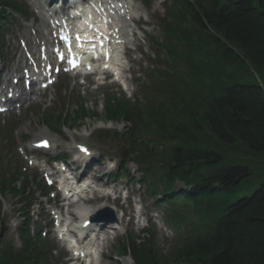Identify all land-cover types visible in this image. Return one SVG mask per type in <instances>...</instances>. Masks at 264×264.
<instances>
[{
	"label": "trees",
	"instance_id": "1",
	"mask_svg": "<svg viewBox=\"0 0 264 264\" xmlns=\"http://www.w3.org/2000/svg\"><path fill=\"white\" fill-rule=\"evenodd\" d=\"M13 2L0 0V16ZM181 4L169 30L184 45L177 58L183 64L144 103L108 102L102 114L130 124V137L140 141L130 155L144 166L147 191L163 194L188 234L166 256L146 238L118 252L134 264H264V175L255 176L248 196L235 198L252 174L226 163L222 149L243 144L264 153V0ZM88 116L98 114L81 108L71 120ZM176 181L184 188L174 190ZM26 227L15 250L0 218V264H49L44 242Z\"/></svg>",
	"mask_w": 264,
	"mask_h": 264
},
{
	"label": "rangeland",
	"instance_id": "2",
	"mask_svg": "<svg viewBox=\"0 0 264 264\" xmlns=\"http://www.w3.org/2000/svg\"><path fill=\"white\" fill-rule=\"evenodd\" d=\"M31 23L32 22L23 23L25 26H23V24H20L18 20H15L12 23L11 29H10V35H7V41L4 47L5 52L7 54H9L11 50L18 55V47H17L18 39L19 37H23V36H27L31 34L30 29L26 27V25H29ZM152 36L155 38H158L159 37L158 32L154 30ZM2 77L4 78V76ZM68 83L69 81H64L63 83H61L60 89H57V88L50 89L51 91H50L49 97L53 96L57 100L54 101L53 106H51L49 109L56 111V114H57L59 105H62L63 108H67L71 103H75L74 98L79 94L78 100L84 101V105L86 109H88L89 111H97V113L101 112L102 102H100V99H101L100 94L103 93L104 90L89 91V92L78 91V89H70L68 86ZM135 92H136V89H135ZM44 97H48V95H45ZM42 98L43 96L41 97V99ZM47 99L48 98L43 99L42 105L40 106L41 108H43ZM37 111H39V108H37V110L33 111L32 113L23 115V117L21 116L17 117L15 121L18 122L21 119L22 124L24 126H26L27 124H30L32 128L34 124H37L41 130L47 131V129L42 126L41 124L42 121L40 120L39 114L37 113ZM94 124L95 123H91V122L90 123L88 122V124L84 123V126L81 127L78 131H70L68 129H64L61 132L63 134L61 135V137L58 136L57 134H54V133L50 134L48 131L47 132L50 135H52L51 137H54V139H56V144L61 143L64 146V149L66 148V145H72L73 144L72 142L76 141L77 143H81V144L85 143L91 147L96 148V150H100V152H102L103 155L105 156L122 158V156H120V153L125 151V148L123 146L119 144H113L110 141L103 143L101 141H97L96 138L92 137L96 129L100 127V124H95V125ZM108 125H110L112 131L121 132L124 124L123 123H109ZM26 130L31 131L29 127H26ZM91 132H92V135L90 134ZM25 136L27 137V141H24ZM74 136L78 137L77 139H74L75 141L72 139L74 138ZM35 137L36 135L29 134V132H25L22 129L21 130L17 129V131L14 133L15 145L16 147L21 146L24 149V147L29 146V143ZM222 149H223V157L226 163L246 165L250 168L252 178L251 179L249 178L247 179L248 181L245 180V182H243L241 186L242 190L239 189V192L236 194L235 198L248 196L250 192L253 189H255L259 183V180L254 181L255 176L258 177V176L264 175V153L248 150L245 146H243V144L223 146ZM46 153L52 154L53 151H47V152L41 151L40 152V154L43 155L44 157L47 156ZM16 155H18V150L16 151ZM94 166L95 165H92V167ZM174 188L176 190L183 189V186L181 185V183L176 182L174 184ZM134 192L141 193V191H137V190H134ZM134 196L136 197L137 195L134 194ZM140 197H141L143 211H145L146 213H150L153 210V207H151V201L144 194H142ZM15 201L16 200L11 198V196L9 195L6 196L5 198H2V205L5 206V211L7 210L6 213H8L11 216V220L8 226L9 232H8L7 238L9 240H12V238H14L15 240L14 244L15 246L18 247L19 246L18 241L16 237H13L15 234L13 231V227L16 224L17 216L15 214H12L11 210H9V205L13 204ZM142 209L140 212H142ZM154 215L155 214H153V218L157 222H160V216H161L160 211L159 210L157 211V214L155 215V217ZM127 221L128 220L126 219V217L125 219L123 218L122 226L119 232V236L124 233L120 237L121 239L125 237L126 235H130V236L137 235L139 225H137V223L135 224L133 223V225H128ZM161 226L163 227L161 228ZM156 230H157V237L155 236V238L158 241L159 248L162 250H165L166 248L165 241L171 237L170 230L168 227H164V225H161V223L159 224V226L156 224ZM46 237L48 238L51 244H55L56 238L52 234H49ZM121 239L119 240L121 241ZM116 245H117V240H111L109 246L104 250L105 253L111 256V258L110 259L100 258L101 263L102 264H132V260L128 256L119 257V255L118 256L116 255L115 253ZM55 254L56 256H58L57 255L58 252H56ZM70 257H71V254L67 252V258L65 259L67 261L66 264H76L74 261L70 260Z\"/></svg>",
	"mask_w": 264,
	"mask_h": 264
},
{
	"label": "bare ground",
	"instance_id": "3",
	"mask_svg": "<svg viewBox=\"0 0 264 264\" xmlns=\"http://www.w3.org/2000/svg\"><path fill=\"white\" fill-rule=\"evenodd\" d=\"M128 4H129V6H132V12H136V8H135V6H133V5H131V3L130 2H128ZM36 8H39V6L37 7L36 6ZM40 18H39V22L37 23H33V24H31L30 25V28H33V27H35L36 29H35V36H33V37H27V39L28 40H33L34 41V43L32 44H30V48L29 49H27V47H26V45H24L23 46V51H26V52H28V53H32V50L35 48V47H37V46H35V40H36V38H38V40L40 39V36H43L44 34H42L43 33V31L44 30H46V33L48 34V31H47V29H46V24H45V17H46V15H47V11H45L44 9H42L41 11H40ZM123 23L121 22L120 23V27H118V26H115V27H117V28H119V32L120 33H123V31L121 30V28H122V25ZM133 33V32H132ZM123 35H120V37H122ZM134 36V35H133ZM121 72H125L126 71V68H124L123 66L121 67V70H120ZM40 91V90H39ZM35 93V92H34ZM41 134H43L44 136H45V134L42 132ZM43 138H45V137H43ZM37 141H39V139L37 138V139H35L34 140V142H37ZM51 142H54V140H50ZM69 150H70V148H68ZM71 151V150H70ZM71 153H72V151H71ZM98 164H99V166H101L103 163H101V161H98ZM73 165L74 166H72L71 167V169H69V172L72 174V175H74V176H76V180H81L82 178H87L88 180H90V183L91 184H93L94 185V187L92 186V187H90L89 189V191L87 192V191H85L84 193H82L79 197H78V201H80L82 204H85V205H87L86 206V211H84V212H81L79 215H77L76 213H74V211L72 210V209H69L68 211H67V214L69 215V219L71 220V221H76V220H78V221H81V222H83L84 220H86L87 219V217H89L91 214H93V212L95 211V209L96 210H98V209H100V208H103V207H105V205H99L98 207H95V208H93L91 205L92 204H94L95 202H97L98 200H99V198L97 197L98 196V193H99V190L98 189H96V188H100L101 187V176L100 175H98L97 176V172H98V170L97 169H91V168H89V166L87 167V168H85L79 175H78V171L82 168V161H75L74 163H73ZM86 169H88V170H86ZM76 173H77V175H76ZM78 178V179H77ZM88 193H91L92 194V196H89L88 195ZM85 195H87V196H85ZM102 198H106V196H102ZM70 207H73V205H71ZM98 208V209H97ZM90 225H93V224H90ZM106 228H108V229H110L111 227H110V225L109 226H105V227H101L100 229H99V232H98V234L97 235H100V233L101 234H104L105 233V231H106ZM107 258L109 259V258H111V256L110 255H107Z\"/></svg>",
	"mask_w": 264,
	"mask_h": 264
},
{
	"label": "snow or ice",
	"instance_id": "4",
	"mask_svg": "<svg viewBox=\"0 0 264 264\" xmlns=\"http://www.w3.org/2000/svg\"><path fill=\"white\" fill-rule=\"evenodd\" d=\"M39 146L47 147L48 146L47 141L41 142V145H39ZM81 151H84L86 153L87 152V149L81 148Z\"/></svg>",
	"mask_w": 264,
	"mask_h": 264
}]
</instances>
